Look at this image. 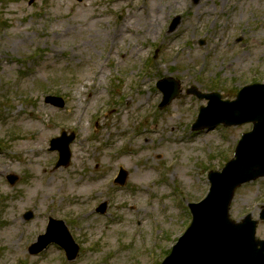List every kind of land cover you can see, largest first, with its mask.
Returning <instances> with one entry per match:
<instances>
[{"label": "rangeland", "instance_id": "rangeland-1", "mask_svg": "<svg viewBox=\"0 0 264 264\" xmlns=\"http://www.w3.org/2000/svg\"><path fill=\"white\" fill-rule=\"evenodd\" d=\"M30 1L0 0V264H159L191 221L187 203L207 193V173L251 128L191 132L206 103L185 91L233 100L264 83V0ZM165 77L182 93L158 109ZM61 131L75 137L69 164L55 169L49 141ZM263 208L259 179L237 190L230 216L257 219ZM48 217L80 245L75 261L57 246L28 254Z\"/></svg>", "mask_w": 264, "mask_h": 264}, {"label": "water", "instance_id": "water-1", "mask_svg": "<svg viewBox=\"0 0 264 264\" xmlns=\"http://www.w3.org/2000/svg\"><path fill=\"white\" fill-rule=\"evenodd\" d=\"M157 88L163 93L160 107L169 104L179 93L178 83L172 80L159 82ZM187 93L209 101L206 108L200 109L193 130L244 123H252L253 128L251 133L242 136L233 160L221 172L208 174L209 194L199 204L189 205L192 223L162 264H264V241L255 239L256 222L251 221L250 216L240 223L229 217L235 190L244 183L264 177V85L244 87L234 102H223L218 94L202 95L195 89ZM46 101L63 106L59 99L47 98ZM72 140L73 135L67 137L62 133L60 138L51 141V150L59 151L56 167L68 164V146ZM125 179L126 172L121 170L116 181L123 185ZM8 181L13 184L16 177L9 176ZM98 211L104 212V206ZM30 218L31 213L26 215L27 220ZM260 219L264 221V210ZM53 243L65 250L68 260L76 257L78 246L64 223L54 220H50L46 234L39 236L37 243L32 244L28 251L37 255Z\"/></svg>", "mask_w": 264, "mask_h": 264}, {"label": "bare ground", "instance_id": "bare-ground-1", "mask_svg": "<svg viewBox=\"0 0 264 264\" xmlns=\"http://www.w3.org/2000/svg\"><path fill=\"white\" fill-rule=\"evenodd\" d=\"M13 39H14V40H21L22 42H25V41L27 40V37H26V35L19 34L17 38H13ZM45 184L48 186L49 182L47 181V182H45ZM45 184H44V185H45ZM15 224H16V222H14V221H13V223H10V224L8 225V230H11L12 227H13ZM7 234H9V233H7Z\"/></svg>", "mask_w": 264, "mask_h": 264}]
</instances>
